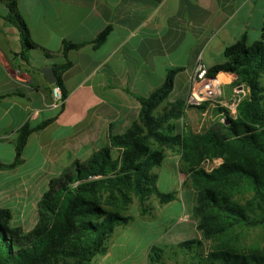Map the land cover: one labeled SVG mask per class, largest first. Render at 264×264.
Returning a JSON list of instances; mask_svg holds the SVG:
<instances>
[{
    "label": "crops",
    "instance_id": "1",
    "mask_svg": "<svg viewBox=\"0 0 264 264\" xmlns=\"http://www.w3.org/2000/svg\"><path fill=\"white\" fill-rule=\"evenodd\" d=\"M14 1L37 47L27 51V62L18 29L0 17V162L15 161L19 131L25 125L36 127L52 121L29 137L18 166L0 170V208L13 197L29 198L76 161L85 162L107 147L111 135L126 133L139 120L137 97H148L160 88L169 69L183 71L176 75L170 94L176 98L169 101V96L166 102L187 103L199 64L205 69L221 64L226 47L243 36L252 44L264 32V0ZM0 14H9L3 2ZM106 28L111 31L99 48L88 44L63 54L65 42L92 43ZM67 61L72 63L62 75L67 98L61 110L53 109L49 107L53 85L43 69L55 70ZM235 79L234 74L220 73L210 84L217 82L230 89ZM222 86L224 101L219 103L224 106L231 91ZM190 112L196 113L193 108L186 110ZM166 154L163 162L177 158L173 167L177 165L180 177L175 184L180 183L182 193L174 191L177 199L168 204L155 202L160 209L182 202L185 216L179 223L185 226L181 230L193 226L200 239L197 222L191 218L195 193L183 189L188 175L180 171L181 157L173 151ZM29 158L37 164L24 172ZM42 195L32 209L38 210ZM31 210L23 212L22 221L30 218Z\"/></svg>",
    "mask_w": 264,
    "mask_h": 264
},
{
    "label": "trees",
    "instance_id": "2",
    "mask_svg": "<svg viewBox=\"0 0 264 264\" xmlns=\"http://www.w3.org/2000/svg\"><path fill=\"white\" fill-rule=\"evenodd\" d=\"M0 2L9 8V14L0 17L18 29L26 48L22 56L28 62L27 51L37 45L17 12L16 1ZM110 31L106 28L92 43L65 42L63 54L88 44L97 49ZM224 58L208 73L212 80L220 73L234 74L236 79L230 86L243 85L248 90L237 107L236 118L224 109L225 121L204 135L179 131V122L192 106L185 101L166 102L176 75L183 71L169 69L160 88L148 97H137L139 120L126 133L111 135L107 147L85 162L76 161L49 181L31 231L13 225L11 212L0 208V264H90L95 257L106 256L115 228L133 220L123 213L129 210L134 196L141 216L148 214L146 202L152 197L160 204L177 199L176 192L160 191L159 176L153 171L163 163L167 149L180 155V171L188 175L195 193L192 216L198 231L204 240L217 243L203 264H264V247L246 246L237 235L238 230L264 227V32L252 44L243 36L226 47ZM71 66L69 61L55 66L56 84L65 100L62 75ZM207 103L194 108L205 109ZM51 121L36 127L25 125L19 131L15 161L0 162V170L18 166L29 137ZM207 159H222L223 163L207 172L201 167ZM247 194L252 196L251 202L243 205L236 200ZM201 244L189 240L178 245L191 250ZM163 254V249L153 246L149 261L164 264Z\"/></svg>",
    "mask_w": 264,
    "mask_h": 264
},
{
    "label": "rangeland",
    "instance_id": "3",
    "mask_svg": "<svg viewBox=\"0 0 264 264\" xmlns=\"http://www.w3.org/2000/svg\"><path fill=\"white\" fill-rule=\"evenodd\" d=\"M262 82L264 84V77ZM227 88V86H222L223 90L226 89V91H231L232 93V87L230 86V89ZM222 96L209 101L205 109L188 107L187 109L193 108L196 113H186L185 119L179 122V131L192 135H204L214 128L221 121L219 114L224 112V109L226 110V107L219 103L224 101ZM174 98H176V94H172L169 97V101L174 100ZM225 101L227 103L230 99L228 98ZM210 104L217 105L218 108H211ZM220 108L221 110H219ZM207 109L210 110L206 112ZM205 112L206 114L204 115ZM168 152L170 150L167 149L166 153ZM176 160L177 158L175 157H168L161 166L153 170L159 176V188L164 193L174 191L182 193L180 183L175 184L180 177L177 165L173 167V164L177 163ZM211 161L206 162L204 167L210 170L212 167L217 168L223 163L221 159V161L219 160L216 163V166H213ZM36 164L37 162L29 158L23 171L29 172L35 169ZM42 177L45 178L44 171ZM47 189L48 185L42 184L41 189L31 192L29 198L27 197V199L23 200L13 197L10 199L8 205L1 209H7L11 212L13 225L20 226L24 232H29L34 228L38 219L37 208L32 209V204L37 201L39 194H43ZM183 189H192L189 180L183 185ZM155 199V197H152L146 202L149 209L148 214L141 217L140 204L138 198L134 196L129 210L123 213L126 216H131L133 220L127 226L115 228L114 234L108 243V254L106 256L95 257L90 264H151L148 253L153 246L164 250V264H203L204 258L217 243L204 240L202 236L200 239H197L198 237L193 226H189L185 232L181 230L185 226L179 223L185 216L184 204L182 202H175L165 209H160ZM185 199H187L186 196ZM236 200L240 204L245 205L252 201V196L247 194L238 197ZM30 210L32 213L30 218L22 221L23 212H29ZM191 218L195 220L194 217ZM237 235L239 241L246 246L264 247V227L238 230ZM190 238H195L202 244L194 245L191 250H184L178 244L169 246L171 243Z\"/></svg>",
    "mask_w": 264,
    "mask_h": 264
},
{
    "label": "built area",
    "instance_id": "4",
    "mask_svg": "<svg viewBox=\"0 0 264 264\" xmlns=\"http://www.w3.org/2000/svg\"><path fill=\"white\" fill-rule=\"evenodd\" d=\"M213 80L209 78L208 69H205L202 64H199L196 74L192 79V91L187 101L188 106L198 107L206 102H209L222 95L220 88L222 85L216 86V88L211 87V82ZM248 95V90L243 86H235L232 88L230 101L225 103L224 106L231 118H236L237 107L239 103ZM65 99L63 98L61 87L57 84H53L52 87V103L49 107L53 109H61L64 106ZM221 121L224 122L226 115L225 112L221 114ZM221 159L212 160V165L216 166V163ZM210 161L207 159L201 167L207 172L213 171L215 168L212 167L210 170L205 168L206 162Z\"/></svg>",
    "mask_w": 264,
    "mask_h": 264
},
{
    "label": "water",
    "instance_id": "5",
    "mask_svg": "<svg viewBox=\"0 0 264 264\" xmlns=\"http://www.w3.org/2000/svg\"><path fill=\"white\" fill-rule=\"evenodd\" d=\"M43 74L45 75L46 79L48 80L49 84L53 85L58 83L59 79L55 73V70L50 67H45L43 69Z\"/></svg>",
    "mask_w": 264,
    "mask_h": 264
},
{
    "label": "bare ground",
    "instance_id": "6",
    "mask_svg": "<svg viewBox=\"0 0 264 264\" xmlns=\"http://www.w3.org/2000/svg\"><path fill=\"white\" fill-rule=\"evenodd\" d=\"M212 86V88H216V86H217V82H213L212 84H211Z\"/></svg>",
    "mask_w": 264,
    "mask_h": 264
}]
</instances>
